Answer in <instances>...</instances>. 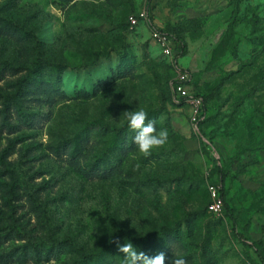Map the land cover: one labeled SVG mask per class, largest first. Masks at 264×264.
I'll return each instance as SVG.
<instances>
[{
  "label": "rangeland",
  "instance_id": "rangeland-1",
  "mask_svg": "<svg viewBox=\"0 0 264 264\" xmlns=\"http://www.w3.org/2000/svg\"><path fill=\"white\" fill-rule=\"evenodd\" d=\"M144 11L186 56L130 25ZM0 18L16 24L0 25V94L34 72L21 113L0 98V264H73L72 241L121 264L118 238L165 264H264V0H0ZM182 75L204 98L198 127ZM139 109L169 132L147 156L126 120Z\"/></svg>",
  "mask_w": 264,
  "mask_h": 264
},
{
  "label": "trees",
  "instance_id": "trees-1",
  "mask_svg": "<svg viewBox=\"0 0 264 264\" xmlns=\"http://www.w3.org/2000/svg\"><path fill=\"white\" fill-rule=\"evenodd\" d=\"M0 25H7V26H10L11 28H15V26H16V24L13 23L9 18H0ZM175 43H176V50L178 52L177 58L186 56L187 50H186V47L182 44V42L179 41L178 39H175ZM9 68L13 72L16 71V68L11 66V65L9 66ZM51 68L54 70V72L57 75L62 74V72L67 69V68H64L61 65H53V66H51ZM33 75H34V72L33 71H29L27 76H25L23 79H21L20 82L18 83V89H17V91L15 93H12V94H10V93H8V94H0V98L2 100L3 105L5 106L6 112L10 111L13 107H17L18 108V113L19 112L21 113L23 111L22 104H21L22 97H24L25 89L29 85L32 84V80L34 79ZM199 97H201V96H199ZM203 123L204 122H202L201 124H203ZM258 150H264V140L262 141V144L259 146ZM222 181L223 182L225 181V175L222 176ZM221 195H222V197L224 199V202H225V212H227V207H228L227 198H226L227 196H226L225 187H224L223 184L221 185ZM47 224H48L49 231H50V234H51V237H50V242L51 243H50V245H48V244L42 245V248H43L44 252H49L50 253V250L52 248H54V249H58L59 248L56 244L61 246L62 242H60L59 239L56 238L57 234H56L55 226H54L53 222L51 220H49V218H47ZM3 229L0 227V231L3 230ZM150 239H152V238H150ZM150 239H148V241ZM121 240H122V238L116 239L112 243V245L110 246V248L108 250H109V252L112 255H114L116 257H119L121 259V261H122L121 264H123L124 257L120 256L121 252L119 251V247H118V245L121 243L120 242ZM135 240H136V243L140 242V240H138V239H135ZM135 240H134V242H135ZM141 241H143V240H141ZM124 243H126V241ZM32 247L38 249L35 246H32ZM65 248L68 249L70 251V253L72 255L74 254L75 256L77 255V253H81V258H79V260H77V261H73V264H94V263H102L103 262L102 261L103 257L101 256L102 254H99V253H91V254L83 253L84 251H82V250L79 251L80 250V246L78 244H76L74 241H72V243L66 244ZM101 253L104 254V253H107V252H105L103 250Z\"/></svg>",
  "mask_w": 264,
  "mask_h": 264
},
{
  "label": "built area",
  "instance_id": "built-area-1",
  "mask_svg": "<svg viewBox=\"0 0 264 264\" xmlns=\"http://www.w3.org/2000/svg\"><path fill=\"white\" fill-rule=\"evenodd\" d=\"M129 23L132 27H138L140 23H143L149 29L152 39L159 46L161 53L166 58H177L178 52L176 50V43L174 37L169 33L159 29L154 24L149 14L144 11L139 15H134L129 18ZM188 81L186 75H182L179 82L175 86V93L191 108V118L195 127H198L204 120L203 107L204 99L202 97L189 94L185 88V84ZM211 203L208 207V211L211 215L221 216L225 212V202L221 195V186L211 185L208 188Z\"/></svg>",
  "mask_w": 264,
  "mask_h": 264
},
{
  "label": "clouds",
  "instance_id": "clouds-1",
  "mask_svg": "<svg viewBox=\"0 0 264 264\" xmlns=\"http://www.w3.org/2000/svg\"><path fill=\"white\" fill-rule=\"evenodd\" d=\"M125 113L128 127L135 132L133 143L141 154L150 155L153 149L160 148L168 142L169 132L166 129L157 131L145 110L125 111ZM118 247L124 254L123 264H165L166 257L163 252L149 257L143 252H138L130 241ZM170 264H186V261L183 258H173Z\"/></svg>",
  "mask_w": 264,
  "mask_h": 264
}]
</instances>
